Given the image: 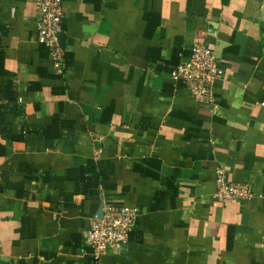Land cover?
<instances>
[{"label":"crops","instance_id":"obj_1","mask_svg":"<svg viewBox=\"0 0 264 264\" xmlns=\"http://www.w3.org/2000/svg\"><path fill=\"white\" fill-rule=\"evenodd\" d=\"M62 4L57 75L35 0H0V82L19 109L0 133V264H92L101 201L138 214L100 264H264V0ZM196 42L223 71L214 107L171 76ZM218 164L254 196L215 197Z\"/></svg>","mask_w":264,"mask_h":264},{"label":"built area","instance_id":"obj_2","mask_svg":"<svg viewBox=\"0 0 264 264\" xmlns=\"http://www.w3.org/2000/svg\"><path fill=\"white\" fill-rule=\"evenodd\" d=\"M35 9L37 41L48 51L53 71L62 75L65 53L58 41L64 18L62 0H35ZM222 74L214 50L200 42L192 44L188 57L180 60L171 71L172 78L183 83L192 100L212 107L216 105L213 86ZM214 183V196L223 202L235 204L254 196L248 184L228 180L221 164L215 167ZM137 214L134 207L104 204L102 217L93 216L83 235L82 254L90 257L92 264H100L108 249L124 247Z\"/></svg>","mask_w":264,"mask_h":264},{"label":"trees","instance_id":"obj_3","mask_svg":"<svg viewBox=\"0 0 264 264\" xmlns=\"http://www.w3.org/2000/svg\"><path fill=\"white\" fill-rule=\"evenodd\" d=\"M0 75L5 74L3 66V52L0 49ZM18 97V92L16 88V83L13 79H6L0 82V133L4 135V131L8 132L10 123L7 121V114H19L18 106H16V100ZM154 162H151L150 165H153ZM142 170V169H141ZM152 175V173H150ZM153 175L152 177H154ZM84 190V189H83ZM84 193L87 194V190H84Z\"/></svg>","mask_w":264,"mask_h":264},{"label":"water","instance_id":"obj_4","mask_svg":"<svg viewBox=\"0 0 264 264\" xmlns=\"http://www.w3.org/2000/svg\"><path fill=\"white\" fill-rule=\"evenodd\" d=\"M262 14L264 16V7H263ZM58 41H59V44L61 45V47H63L64 36H63L62 32L58 33ZM103 206H104V203H103V201H101L100 202V205H99V208L97 210V217L98 218H101L102 217V214H103Z\"/></svg>","mask_w":264,"mask_h":264}]
</instances>
